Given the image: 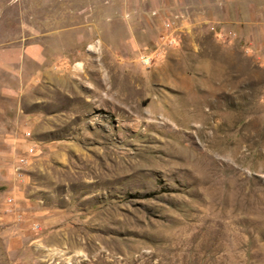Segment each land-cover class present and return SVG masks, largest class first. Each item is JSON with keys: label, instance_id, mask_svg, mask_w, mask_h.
I'll list each match as a JSON object with an SVG mask.
<instances>
[{"label": "rangeland", "instance_id": "obj_1", "mask_svg": "<svg viewBox=\"0 0 264 264\" xmlns=\"http://www.w3.org/2000/svg\"><path fill=\"white\" fill-rule=\"evenodd\" d=\"M26 1L0 264H264V0Z\"/></svg>", "mask_w": 264, "mask_h": 264}, {"label": "crops", "instance_id": "obj_2", "mask_svg": "<svg viewBox=\"0 0 264 264\" xmlns=\"http://www.w3.org/2000/svg\"><path fill=\"white\" fill-rule=\"evenodd\" d=\"M39 1L33 0V4L37 6L38 3L40 4ZM57 1L44 0L45 4L50 6L52 4L55 5ZM64 1L69 4L70 1L74 0ZM28 2L26 0L19 1L12 9L2 10V14H0V70L7 76L6 79L0 81V172L7 165L6 162L8 161L9 154H11L10 151H13L11 144H20L19 139L12 141V138H10L8 129L9 118H7V115L10 110L9 108H12L8 102L13 101L16 102L17 115L21 119V78H25V71H27L24 63L25 61H33V63L41 65L45 52L42 39L58 36L56 33H52V31L47 35L46 30L43 31L41 27L36 25V22L42 21L38 17L36 18V14L31 16L29 13H26L25 7L28 6ZM7 6H11L9 1ZM31 17L35 24L31 23ZM54 17H57L56 13ZM50 22H52L51 18L49 19ZM38 73L35 72L34 77ZM18 128L21 129L20 123ZM2 144H6L7 150L1 147ZM16 173H14V177L18 179L21 175H16ZM3 177L7 178L4 174Z\"/></svg>", "mask_w": 264, "mask_h": 264}, {"label": "built area", "instance_id": "obj_3", "mask_svg": "<svg viewBox=\"0 0 264 264\" xmlns=\"http://www.w3.org/2000/svg\"><path fill=\"white\" fill-rule=\"evenodd\" d=\"M17 171H19V170H17ZM18 174H20V173H18Z\"/></svg>", "mask_w": 264, "mask_h": 264}]
</instances>
